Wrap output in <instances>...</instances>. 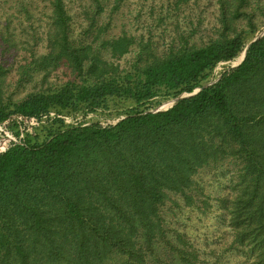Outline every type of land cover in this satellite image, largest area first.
<instances>
[{
	"label": "trees",
	"instance_id": "obj_1",
	"mask_svg": "<svg viewBox=\"0 0 264 264\" xmlns=\"http://www.w3.org/2000/svg\"><path fill=\"white\" fill-rule=\"evenodd\" d=\"M125 1L0 0V264H264V0H154L114 35ZM203 174L213 262L165 217L213 209Z\"/></svg>",
	"mask_w": 264,
	"mask_h": 264
},
{
	"label": "rangeland",
	"instance_id": "obj_2",
	"mask_svg": "<svg viewBox=\"0 0 264 264\" xmlns=\"http://www.w3.org/2000/svg\"><path fill=\"white\" fill-rule=\"evenodd\" d=\"M154 0H126L121 9L115 13L113 27L110 32L114 35L121 34L123 29L130 32L146 31L147 24L139 22L138 15L142 14V20H146L151 8L150 4ZM156 5L166 0H155ZM143 9V10H142ZM158 9V8H157ZM145 25V26H144ZM140 28L137 30V28ZM221 70V69H220ZM201 182L205 185L206 190L213 197V209L207 214H203L200 210L187 207L179 197L177 201L179 205L173 201L169 202L170 210L167 211L165 217L168 224L172 228L187 233L190 240L196 247L205 253L211 262L215 261V256L211 253L212 249L221 252V242L226 239V224L221 219V211L218 207V197L226 194V190L218 185L209 174H203ZM218 254V253H216ZM216 264H252L243 254L238 252H228L220 255Z\"/></svg>",
	"mask_w": 264,
	"mask_h": 264
}]
</instances>
